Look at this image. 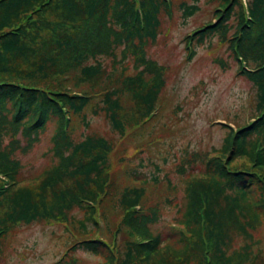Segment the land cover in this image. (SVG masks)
I'll list each match as a JSON object with an SVG mask.
<instances>
[{"label":"trees","instance_id":"1","mask_svg":"<svg viewBox=\"0 0 264 264\" xmlns=\"http://www.w3.org/2000/svg\"><path fill=\"white\" fill-rule=\"evenodd\" d=\"M210 1L214 21L187 35L188 60L219 38L238 75L252 83L255 107L249 123L227 126L220 148L193 155L205 169L187 184L180 238L165 243L153 229L158 206H144L147 182L112 193L116 142L96 134L76 140L72 126L81 119L88 130L90 110L125 137L154 119L165 68L146 50L159 37L162 14L172 15L171 0H0V176L8 182L3 187L0 178V256L15 227L58 222L79 232L71 252L101 254L102 264H264L256 239L264 225V0ZM181 7L185 21L200 11L199 0ZM119 50L135 61L134 74L120 79L101 60H116ZM104 80L113 85L102 88ZM127 95L136 105L132 116L123 107ZM51 121L56 163L37 185H25L17 151L32 148ZM110 196L123 212L114 234L123 244L97 237L96 217ZM69 256L55 264H77Z\"/></svg>","mask_w":264,"mask_h":264},{"label":"rangeland","instance_id":"2","mask_svg":"<svg viewBox=\"0 0 264 264\" xmlns=\"http://www.w3.org/2000/svg\"><path fill=\"white\" fill-rule=\"evenodd\" d=\"M171 2L172 15L162 14L159 37L146 50L149 59L165 68L166 88L154 119L142 127L129 129L125 137L112 131L104 114L95 116L90 110L87 111L91 122L88 130L81 119L72 126L76 140L96 134L116 142L117 148L111 157L112 180L115 181L112 193L147 182L144 206L145 209L158 206L160 220L153 229L165 243H176L180 238L177 224L185 211L187 184L205 169L204 163L194 161L193 155L220 148L228 132L227 126L236 128L249 123L256 96L252 83L238 75V64L219 38L196 47L197 54L188 60L185 38L214 21L212 2L199 0L200 11L186 21L181 6L192 5L195 0ZM117 53L116 60L101 59L107 71L115 78L124 72L134 74V59L129 56L125 61L121 51ZM113 82L104 80L98 85L103 88L112 86ZM123 107L128 116L135 114L136 105L129 95L124 96ZM55 130L56 122L51 121L32 148L17 151L25 185H37L56 163L52 152ZM21 141L25 146V141ZM0 178L4 180L2 186L8 187L5 177ZM110 198L96 217L101 228L97 237L102 236L112 244H123L126 239L115 241L114 236L123 212L113 207ZM76 217L83 220L84 213L77 211ZM109 230L113 231L111 236ZM77 233L73 225L68 227L58 222L19 225L3 247L0 264H55L68 252L67 261L73 256L77 264H102L105 256L101 254L83 250L71 252L73 244L81 238ZM256 239L260 241L259 250L264 253V225L256 233ZM235 242L238 246L242 244L240 240Z\"/></svg>","mask_w":264,"mask_h":264}]
</instances>
